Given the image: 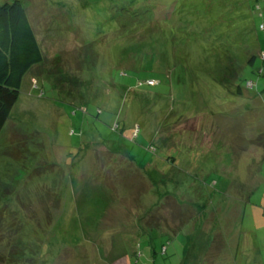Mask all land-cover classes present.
I'll return each mask as SVG.
<instances>
[{
    "label": "rangeland",
    "instance_id": "obj_1",
    "mask_svg": "<svg viewBox=\"0 0 264 264\" xmlns=\"http://www.w3.org/2000/svg\"><path fill=\"white\" fill-rule=\"evenodd\" d=\"M22 1L44 62L0 135L6 264H264V0Z\"/></svg>",
    "mask_w": 264,
    "mask_h": 264
},
{
    "label": "trees",
    "instance_id": "obj_2",
    "mask_svg": "<svg viewBox=\"0 0 264 264\" xmlns=\"http://www.w3.org/2000/svg\"><path fill=\"white\" fill-rule=\"evenodd\" d=\"M254 59L252 58L250 60V65H253ZM43 62V51L31 21L28 18L23 1L12 0L0 4V135L9 121L13 108L20 97L24 78L34 67L39 66ZM229 76L234 77L232 71L229 73ZM248 84H251V88H249ZM255 88L256 85L253 82H247L246 89L248 91H252ZM244 93V90L238 86L236 94L243 97ZM261 129L262 131H260ZM250 142L252 144L256 143L263 148V154L258 164L260 169V165L264 161V128L259 127L256 139ZM149 149L150 151L155 150L152 146ZM254 189L252 188L250 192L246 193L245 204L250 202V198L254 194ZM262 209L264 210V208ZM20 225L21 232H23V224ZM160 237L156 230L152 229L151 233L143 232L140 239H148L152 251L155 248H152L151 245ZM154 250L153 255L156 254ZM6 261L5 256L0 255V264H6Z\"/></svg>",
    "mask_w": 264,
    "mask_h": 264
},
{
    "label": "crops",
    "instance_id": "obj_3",
    "mask_svg": "<svg viewBox=\"0 0 264 264\" xmlns=\"http://www.w3.org/2000/svg\"><path fill=\"white\" fill-rule=\"evenodd\" d=\"M33 26V25H32ZM37 35V34H36ZM264 162V161H263ZM263 165L261 166V169H262ZM258 180H259V183H258V186L261 187L262 185H264V175L260 174V172L258 173ZM255 190V189H254ZM258 190V189H257ZM246 207H247V204H245L244 206V210H243V219L245 217V213H246ZM261 213V217L264 219V210L260 212ZM245 220V219H244ZM244 220H243V223H244ZM242 229V228H241ZM242 233H244L243 229H242ZM248 236V234H247ZM237 256V253L235 254V258Z\"/></svg>",
    "mask_w": 264,
    "mask_h": 264
},
{
    "label": "built area",
    "instance_id": "obj_4",
    "mask_svg": "<svg viewBox=\"0 0 264 264\" xmlns=\"http://www.w3.org/2000/svg\"><path fill=\"white\" fill-rule=\"evenodd\" d=\"M251 84H248V86H250Z\"/></svg>",
    "mask_w": 264,
    "mask_h": 264
}]
</instances>
